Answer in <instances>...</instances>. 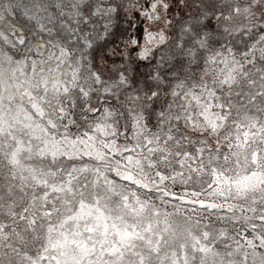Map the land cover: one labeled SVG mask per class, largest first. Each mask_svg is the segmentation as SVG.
Masks as SVG:
<instances>
[{
	"label": "snow or ice",
	"instance_id": "snow-or-ice-1",
	"mask_svg": "<svg viewBox=\"0 0 264 264\" xmlns=\"http://www.w3.org/2000/svg\"><path fill=\"white\" fill-rule=\"evenodd\" d=\"M0 264H264V0H0Z\"/></svg>",
	"mask_w": 264,
	"mask_h": 264
}]
</instances>
